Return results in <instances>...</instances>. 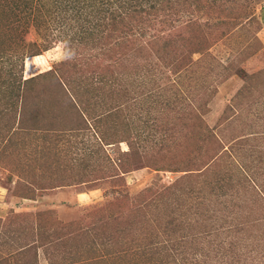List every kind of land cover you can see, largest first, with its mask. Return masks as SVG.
<instances>
[{
	"label": "rangeland",
	"instance_id": "rangeland-1",
	"mask_svg": "<svg viewBox=\"0 0 264 264\" xmlns=\"http://www.w3.org/2000/svg\"><path fill=\"white\" fill-rule=\"evenodd\" d=\"M221 1L204 42L181 18L98 66L50 0H0V80L52 67L80 107L0 98V264H264V0Z\"/></svg>",
	"mask_w": 264,
	"mask_h": 264
},
{
	"label": "trees",
	"instance_id": "trees-1",
	"mask_svg": "<svg viewBox=\"0 0 264 264\" xmlns=\"http://www.w3.org/2000/svg\"><path fill=\"white\" fill-rule=\"evenodd\" d=\"M28 6L25 9L31 8V4L33 0H25ZM43 1V0H41ZM49 1V0H48ZM51 4H54V9L59 12H64L67 14L64 19L70 20V18L75 21L81 28L83 34H90L92 38L95 39V44L91 47H87V49H99L94 54L89 53L91 56V61H93L92 65L101 66L103 63L112 64L116 63V60L121 62L124 56L127 55L133 49H138L140 46H143L142 43L140 44L135 43L132 41V36L138 34L137 37H142L146 35V31L148 29H152L156 26L162 28L163 31L169 29H175V23L177 20L183 24V28H181V33L186 30L187 32H194L192 36L197 41H205V34L202 30L203 26L208 28L217 26L218 24L226 23L227 19H231L234 21L235 15L233 13L232 16L228 17V7L224 4L221 0H50ZM218 1V2H217ZM236 2V1H234ZM237 4V3H235ZM237 7V6H236ZM42 8V7H41ZM173 8H177L176 12H181L182 14L177 18L172 12ZM239 11V6L236 8ZM21 13V12H20ZM23 13V11H22ZM70 13V15H69ZM240 11L238 12L239 15ZM178 14V13H177ZM188 14V15H187ZM190 15V17H189ZM194 15H200L199 19L204 18L203 20H193L191 18ZM17 16V14H15ZM226 16V17H225ZM28 17V16H27ZM224 17V18H223ZM109 20V22H108ZM230 20V21H231ZM203 21V22H201ZM231 22H227L229 24ZM235 27H243L246 22L245 21H237L235 20ZM179 24V23H178ZM171 36V35H170ZM155 40L160 42L163 41L164 44L162 46H166V44L170 40H163V35L159 36L157 33L156 37L153 36ZM173 37V36H171ZM160 38V39H159ZM149 44H153L152 41H149ZM144 47V46H143ZM123 48V49H122ZM130 48V49H127ZM48 49V48H45ZM127 50V52H126ZM87 52V50H86ZM40 52L31 54V55H38ZM98 54V55H97ZM100 54V56H99ZM89 56V57H90ZM22 59V58H20ZM11 61V60H10ZM19 61V59H18ZM24 62V60H22ZM20 61V65L22 69L18 70L19 74L14 79L9 78L8 80L3 79L0 80V98L4 99L5 97L8 98L12 97V92L16 93L19 90L23 89L26 96L31 98L32 100H41L44 101V104L47 106L45 108H41L42 112H53L56 111L58 102H65L67 101V108L65 109L66 112H69V108L76 110L78 107V103L73 98L72 93L70 90L67 89L66 83L60 82L57 75H59L56 70L52 69V67L45 72L37 73L30 77L23 78V65L24 63ZM59 62V70H64L65 67L69 66V62ZM63 66V69L60 68ZM14 65L8 68L7 72L13 73ZM15 74V73H14ZM14 76V75H13ZM45 76V78H44ZM51 78L52 82L50 83H43L40 84L43 80ZM98 81L100 84L104 81V78H99ZM23 82V87L14 85H18ZM112 83H106V91L115 92L112 90ZM26 86V87H24ZM106 91H103L104 93ZM109 92V93H110ZM17 94V95H18ZM43 95V96H42ZM36 97V98H35ZM35 98V99H34ZM25 98H21V102L24 105L27 102L24 100ZM30 99V100H31ZM69 99V100H68ZM62 100V101H61ZM251 104H253V99L251 100ZM250 101H248L250 103ZM34 102V101H30ZM69 104V105H68ZM13 107V104L11 105ZM80 108V107H78ZM53 110V111H51ZM83 110V108L81 109ZM64 112V111H58ZM79 111L77 114H80ZM64 115H53L52 118L55 119L57 122H62L70 128L65 129H79L82 124L75 122L69 119ZM243 136L242 133L237 135L238 137ZM198 206V205H197ZM199 208V207H198ZM215 220V218H214ZM217 220L212 224L211 227L214 228L215 232L224 231L228 228L225 224V221L222 223H217ZM210 227V228H211ZM201 233V232H199ZM194 238L193 241H196V244H203L207 242L206 239L202 237V235L196 233L195 235H190ZM220 245L217 246L216 249H221L227 246L225 240H221ZM235 244V242H233ZM177 246V244H176ZM196 249V247H194ZM167 257V256H166ZM185 263L187 264L190 259L187 257H183ZM177 264V263H176Z\"/></svg>",
	"mask_w": 264,
	"mask_h": 264
},
{
	"label": "crops",
	"instance_id": "crops-1",
	"mask_svg": "<svg viewBox=\"0 0 264 264\" xmlns=\"http://www.w3.org/2000/svg\"><path fill=\"white\" fill-rule=\"evenodd\" d=\"M38 57V56H37ZM38 65V64H37ZM37 74V73H36ZM35 75V74H34ZM30 77V76H29ZM67 197H69V196H67ZM35 236H36V233H35ZM36 254V253H35Z\"/></svg>",
	"mask_w": 264,
	"mask_h": 264
},
{
	"label": "clouds",
	"instance_id": "clouds-1",
	"mask_svg": "<svg viewBox=\"0 0 264 264\" xmlns=\"http://www.w3.org/2000/svg\"><path fill=\"white\" fill-rule=\"evenodd\" d=\"M34 56V55H33ZM33 76V75H32Z\"/></svg>",
	"mask_w": 264,
	"mask_h": 264
}]
</instances>
